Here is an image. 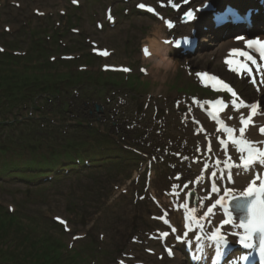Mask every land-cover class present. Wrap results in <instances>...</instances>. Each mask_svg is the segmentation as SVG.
I'll use <instances>...</instances> for the list:
<instances>
[{
	"label": "rangeland",
	"instance_id": "obj_1",
	"mask_svg": "<svg viewBox=\"0 0 264 264\" xmlns=\"http://www.w3.org/2000/svg\"><path fill=\"white\" fill-rule=\"evenodd\" d=\"M79 1L81 6L73 8L69 0H35L31 2L28 0H0L2 2L0 45L8 52L16 51L22 55L23 52H28L25 56H21L24 59L17 64L22 69L8 70L16 75L20 74V71L30 73L34 69L38 70L40 74L43 71L47 74L55 73L51 75L54 76L51 77L53 80L71 82L73 85H77L75 89H78L74 93V97L60 95L54 104L51 103L37 110L36 116H33V118L36 117L35 121L22 119L21 121L24 123L6 124L3 128L0 127V145L5 148L11 147L9 155L2 156L0 159H7L8 163L12 159V162L26 164L30 155L29 148L24 146L35 149V153L41 152L40 157L50 155L51 153H48L50 149L54 154L63 153L62 144L67 136L73 135L83 138L86 136L85 134L94 133L89 138L93 143L91 148H96V150L102 145H114L116 141L120 140H124L123 144L128 141V144L131 145L132 140L138 139L139 134L144 131L149 135L148 137L156 141L150 142V144L139 143L146 145L144 147L146 150L140 149L144 152L142 154L150 156V146L156 147L158 144L155 138L162 139L159 136L155 137L154 132L147 129L148 126L153 127L150 125V121L154 120L155 111L148 108L146 112L148 114L141 123L146 127L138 124L135 128L139 129L130 132L122 127V121L129 117H140L137 110L143 108L147 103L150 106L158 105L163 109L160 119L156 120L161 124H156L162 127L160 129L166 141L158 146L166 148V142L183 139L190 143L188 147L191 149V145L197 140L193 136V129L185 122L182 124L177 117L176 110L171 109L172 101L181 97L182 93L172 92L170 89L190 90V86H193L192 90L195 91L192 93L199 92L189 73L200 67L215 71L218 69L216 60L209 55L219 44L217 40L204 36L199 40V44L192 54L176 55L175 53L173 60L176 63V69L169 71L164 81L155 80L152 75L142 76L138 69L141 66L148 69L153 66L152 62L142 59L140 48L145 39L151 37V34L160 25L153 24L152 21L139 16L134 8L135 2L154 3L155 0H127L124 3L122 0ZM37 5L42 6L44 8L42 10L46 11L47 15H35L33 9L39 8ZM109 5L112 6L113 14L117 17V23L112 27L108 26L104 20V9ZM62 11L65 12L64 15L61 14ZM96 22H101L102 30L97 28ZM5 25L10 26V32L4 31ZM74 28L79 32L74 33ZM89 41H95L99 47H106L114 51L112 57L109 60L92 59L91 56H88L92 48ZM63 54L81 57L72 62L74 65L58 63ZM199 54H203V58H200ZM3 57L6 58V56ZM55 57L56 60L48 64L50 59ZM18 58L20 57L13 56L12 59L17 60ZM186 60L192 67L183 68L187 66ZM104 63L130 65L135 74L124 78L121 74L120 76L119 74L100 73V66ZM85 64L90 65L91 71L95 72L80 73L75 70L76 66ZM47 68L48 70H46ZM190 69L191 71H189ZM2 70L6 69L2 68ZM46 77H50V75H46ZM30 80L28 79V82ZM185 81H190L192 85L189 86ZM84 83L95 85L97 90L93 86L84 85ZM106 84H114L117 86L116 88L118 86L123 88L116 89L115 86L111 87ZM58 85L60 88H67L63 82H58ZM86 86L87 91L84 89ZM98 89L102 92H98ZM91 92H95V94ZM149 94L151 95L148 96ZM117 96L123 98L125 96L127 103L125 107L119 109L121 112L119 116L109 119L111 104L108 102ZM70 99L74 100L71 104L68 103ZM44 105L46 104L44 103ZM96 106L99 107V112L96 111ZM20 115L19 117H22ZM95 119L100 127L98 132L94 127H89V122L94 125ZM105 119L107 120L105 121ZM78 123L83 126L78 127L76 125ZM99 133L103 136H100ZM68 139L71 144L64 149L70 155L75 146L74 139ZM77 145L82 148L84 144L81 142ZM88 155L89 153L84 154V157H89L90 155ZM61 158L65 159L66 157L60 154L57 159ZM37 160L36 158L35 161ZM167 160L164 157L161 169L154 170L155 176L151 183L154 191L159 195H163V190L167 187L173 173L172 169L165 165ZM115 163L117 165H114ZM115 163L108 162L86 169H80V166H75L76 164L71 162L65 166L58 164L57 167L55 166L56 168L70 167L72 169L67 175L62 174V171L53 173L54 176L49 175L53 176L51 180L46 181L41 177L42 181L33 186L24 176L7 181L1 180L0 177V207L13 211L21 223L29 225L32 231L46 233L53 237H59L60 229L53 228L50 221H53L54 216H64L72 226L70 233H61L60 236L67 250H71L68 248V244H71L72 234L85 235L81 240H75L73 245L74 247L82 245L83 249H80V252L82 253L83 250L84 255L87 254V258L82 264L91 262L116 264V258L119 257L120 252L127 253L133 248L140 249L139 245L132 244L131 237L135 235L138 239L145 238V232L154 227L149 215L155 210L146 200H140L138 197L145 193L144 186H142L144 174H142L141 167L143 164L134 160H121ZM96 166L99 167L95 168ZM181 171L185 174V167ZM134 172L138 175L142 174L139 179L141 184L131 181ZM121 190H125V193H121ZM139 230L143 231L138 233ZM89 241H92L90 247L89 244L84 247V243ZM86 248L93 250L91 252ZM147 258L157 264H165V261H155L153 257L148 256Z\"/></svg>",
	"mask_w": 264,
	"mask_h": 264
},
{
	"label": "snow or ice",
	"instance_id": "obj_2",
	"mask_svg": "<svg viewBox=\"0 0 264 264\" xmlns=\"http://www.w3.org/2000/svg\"><path fill=\"white\" fill-rule=\"evenodd\" d=\"M75 2V0H73ZM188 0H185L187 3ZM206 7L208 5H205ZM140 7H144L140 5ZM185 15L189 19L192 18V12H186ZM111 18V17H109ZM238 40L244 39L243 37H237ZM246 45L249 48L255 47L257 51L260 52L261 56H264V40L262 39H249L245 40ZM235 53L241 56H245L248 60H253V57L246 51L240 49H231L230 54ZM225 63L231 66L232 61L225 59ZM239 67H244L243 64H240ZM234 71L237 69H233ZM127 71V69H124ZM204 75V74H198ZM213 79H215L213 77ZM226 88L227 85H224ZM229 91H232L230 88ZM233 96H236L235 92H232ZM219 103V102H218ZM238 106H244V101L240 100ZM250 111L247 113L246 118H241V124L248 126L252 123V118L257 114L258 104L252 103L250 106ZM245 128H240V137L233 138V144L238 145V151L240 153L238 162L235 163H225V168H235L237 171H228L222 175L213 174L217 176L215 184H213L211 191L212 193H220L223 191V195L218 199L216 196H213L211 200L205 205L207 211L204 213L205 216L211 217L213 215V210L219 211L217 206L223 205L224 214L227 219L222 216H216V220H209L210 223L214 225H222L223 233L219 227L216 228V233L213 235V239L217 242V254L221 252L226 253V246L229 245L230 240L228 236L231 235L236 237V243L242 246L243 249L249 250L247 254L240 255L239 260L246 261L249 256L253 253L252 249H255V255L257 256V264H264V174L255 176L253 179L247 182L246 186H243L242 189L236 187L235 181L240 178L241 172L243 170H249L255 167L257 164L264 166V147H257V144L264 145V141L253 142L250 139H244ZM260 133L264 134V127L259 128ZM229 136L231 138V129H228ZM236 157L229 156V161H234ZM221 180H227L231 183L230 187L222 188L219 187ZM227 199L233 200L234 203L231 206L232 210H229V207L225 204ZM214 201V204L212 203ZM233 211L242 213L238 217V223L233 224L231 219ZM229 226L233 229H240L242 231H231L229 232ZM175 231V229H173ZM180 237H177L179 239ZM171 254V252L169 253Z\"/></svg>",
	"mask_w": 264,
	"mask_h": 264
},
{
	"label": "trees",
	"instance_id": "obj_3",
	"mask_svg": "<svg viewBox=\"0 0 264 264\" xmlns=\"http://www.w3.org/2000/svg\"><path fill=\"white\" fill-rule=\"evenodd\" d=\"M6 58L0 57L5 63ZM0 69V97H7L8 104L36 89H50L46 82L33 78L28 82L25 74ZM23 91V93H22ZM13 106V105H12ZM9 167V165H8ZM12 216L0 211V264H66L60 257V248L50 238L39 237L19 225Z\"/></svg>",
	"mask_w": 264,
	"mask_h": 264
},
{
	"label": "bare ground",
	"instance_id": "obj_4",
	"mask_svg": "<svg viewBox=\"0 0 264 264\" xmlns=\"http://www.w3.org/2000/svg\"><path fill=\"white\" fill-rule=\"evenodd\" d=\"M159 33L160 29L157 27L154 34L146 39L143 46V56H146L148 62L153 63V66L148 70V76L152 75L155 80L160 79L164 81L169 71H174L176 69V63L172 58L170 47L161 44L162 37ZM229 44L230 41H223L219 43L211 52H215V55L220 54L226 46H229ZM158 65H162L163 67L157 69L156 66ZM175 260L176 264H185L181 259L175 258Z\"/></svg>",
	"mask_w": 264,
	"mask_h": 264
},
{
	"label": "clouds",
	"instance_id": "obj_5",
	"mask_svg": "<svg viewBox=\"0 0 264 264\" xmlns=\"http://www.w3.org/2000/svg\"><path fill=\"white\" fill-rule=\"evenodd\" d=\"M157 67V69H159V68H162L163 66L162 65H158V66H156Z\"/></svg>",
	"mask_w": 264,
	"mask_h": 264
}]
</instances>
